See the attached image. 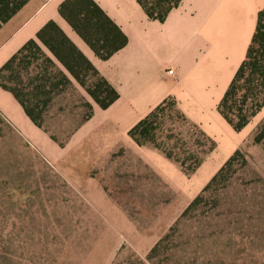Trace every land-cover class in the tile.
Returning a JSON list of instances; mask_svg holds the SVG:
<instances>
[{"label": "rangeland", "instance_id": "374dc122", "mask_svg": "<svg viewBox=\"0 0 264 264\" xmlns=\"http://www.w3.org/2000/svg\"><path fill=\"white\" fill-rule=\"evenodd\" d=\"M73 82L36 137L0 117V264H264V137L254 143L264 108L238 134L251 133L242 147L247 164L239 161L168 251L148 260L231 158L227 139L187 175L159 151L136 145L114 111Z\"/></svg>", "mask_w": 264, "mask_h": 264}, {"label": "crops", "instance_id": "0c3cea01", "mask_svg": "<svg viewBox=\"0 0 264 264\" xmlns=\"http://www.w3.org/2000/svg\"><path fill=\"white\" fill-rule=\"evenodd\" d=\"M66 1L31 0L2 27L0 70L54 22L118 93L103 111H114L128 130L173 99L209 138L216 142L225 135L226 156L246 144L251 133L239 139L218 107L247 57L264 0H183L163 23L151 20L137 0H93L128 40L108 60L98 58L61 15ZM0 117L24 137L39 135L15 97L1 87Z\"/></svg>", "mask_w": 264, "mask_h": 264}, {"label": "trees", "instance_id": "16d2710c", "mask_svg": "<svg viewBox=\"0 0 264 264\" xmlns=\"http://www.w3.org/2000/svg\"><path fill=\"white\" fill-rule=\"evenodd\" d=\"M31 0H0V30ZM183 0H137L146 15L165 22ZM61 15L102 60H108L124 48L128 40L93 0H68L60 8ZM44 48L49 53L48 55ZM69 74V76L67 75ZM72 78V79H71ZM76 81L102 109H109L119 98L114 88L103 79L92 63L66 36L60 27L49 23L0 70V87L10 92L26 115L43 129L47 110L74 86ZM92 110V106L86 103ZM264 108V10L259 13L256 33L247 57L218 107L219 113L236 131H243ZM93 114L83 118L88 122ZM131 140L139 147H151L175 162L187 175L196 173L216 151L217 144L197 125L191 123L168 99L133 127ZM264 124L254 138L260 144ZM247 164L241 148L225 163L202 193L188 206L178 222L151 250L148 260L168 251L169 244L181 225L198 211L207 195L214 194L231 176L239 161Z\"/></svg>", "mask_w": 264, "mask_h": 264}, {"label": "built area", "instance_id": "2783aa9c", "mask_svg": "<svg viewBox=\"0 0 264 264\" xmlns=\"http://www.w3.org/2000/svg\"><path fill=\"white\" fill-rule=\"evenodd\" d=\"M170 74H173V72H170Z\"/></svg>", "mask_w": 264, "mask_h": 264}]
</instances>
